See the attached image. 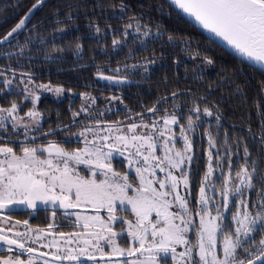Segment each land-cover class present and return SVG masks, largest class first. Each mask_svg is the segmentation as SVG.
Segmentation results:
<instances>
[{"label": "snow or ice", "instance_id": "obj_1", "mask_svg": "<svg viewBox=\"0 0 264 264\" xmlns=\"http://www.w3.org/2000/svg\"><path fill=\"white\" fill-rule=\"evenodd\" d=\"M41 3L36 0L0 37V46L13 49L0 55L16 60V66L0 69L5 99L0 104V264H168V257L171 264H264V97L253 101L258 127L248 123L237 132L233 124L230 132L223 127L219 104L209 101L211 82L199 95L191 88L166 91L151 106L140 104L139 112L127 108L124 118L115 120L108 115L115 114L114 102L123 104L122 96L104 97L106 107L101 108L100 97L80 92L79 108L69 106V122L58 112L55 126L49 123L45 129L37 107L41 92L61 96L65 88L51 81L37 83L35 74L23 71L19 62L26 55L33 58L28 55L32 44L45 46L46 60L57 59L51 52L64 49L53 43L49 52L39 33L12 44ZM112 7L120 9L122 20L129 9L123 2ZM158 10L163 12L164 6ZM173 12L194 21L210 43L222 42L241 64L264 73V0H168L167 14ZM65 19H74L71 11ZM89 27L102 31L96 23ZM161 27L157 22L153 33L143 13L129 15L119 34L124 39L114 36L113 48L130 35L142 47L145 38L162 39ZM167 39L174 37L168 34ZM186 43L190 48V40ZM75 51H81L79 43ZM200 55L197 48L192 59ZM125 59H135L131 50ZM156 59L153 50L151 58L122 67L118 63L111 75L98 69L96 75L120 86L129 80L128 69L148 73ZM203 64L215 61L205 55ZM203 70L197 65L193 79H202L198 73ZM233 71L243 74V68ZM224 83L235 84L233 94L247 99L244 85L222 76ZM259 91L264 92V79ZM10 94L21 99L8 100ZM182 95L188 97L183 103ZM29 98L31 107L24 111ZM211 117L214 129L205 119ZM199 129L201 140H207L200 156L194 136ZM40 208L51 209L44 226L14 219L18 211ZM65 227L70 230H61Z\"/></svg>", "mask_w": 264, "mask_h": 264}, {"label": "trees", "instance_id": "obj_2", "mask_svg": "<svg viewBox=\"0 0 264 264\" xmlns=\"http://www.w3.org/2000/svg\"><path fill=\"white\" fill-rule=\"evenodd\" d=\"M121 2L129 6L123 20L120 19V9L112 7V5H118ZM34 3L36 0H0V37L14 27ZM68 5L72 6L71 9L68 8ZM160 5L164 6L163 12L158 10ZM69 11L74 18L72 21L65 19ZM141 13H143L144 22L151 23L153 33L156 31L157 22L162 26L164 37L155 40L151 37L145 38V46L142 47L140 41L130 35L126 43H122L119 48L114 50L112 40L114 36L117 39H124L119 34L123 30L124 23L127 22V17ZM167 13L168 4L164 0H46L40 5L29 17L26 28L12 39V44L14 45L16 40L23 43L26 37L39 33L46 38L49 52H51L53 43L64 49L62 52H51V55L57 59L46 60L44 58L45 46L32 44L29 46L31 51L28 52V55H32L33 58L29 60L26 55L19 62L20 65H23V71H31L35 74L37 83L51 81L52 84H60L65 88V92L58 99L43 95L40 97L38 108L43 113L44 126L48 127L49 123L55 126L58 112L65 123L69 122L71 118V113L68 111L69 106L74 110L79 108L81 104L80 92H91L100 97L98 105L101 108L106 107L104 97L113 94L122 96L123 104L114 102L116 107L112 111L115 114L108 115L109 119L115 120L123 119L127 108L139 112L141 111L140 104L151 106L152 101L159 95L165 94L166 91H171L174 88H191L199 95L207 90L208 83L211 82L213 91L209 96V101L219 104L223 112V127L228 128L231 132V126L235 124L236 131L240 132L242 125L251 123L256 129L259 118L256 116L257 110L253 101L264 97V92L259 91V81L264 79V73L245 63L241 64L238 59L214 43H210L203 34L176 12H173L171 16ZM58 19L62 21V24L56 23ZM91 23L99 24L102 31L96 33L94 28L89 27ZM64 25L66 27L63 32H53L54 28ZM168 34L173 35V41H168ZM53 37H55L54 40ZM189 40L190 48L186 43ZM76 43L81 45V51L78 53L75 51ZM37 48H39L38 53H36ZM197 48L201 55L193 60L192 53ZM9 50L13 49L8 45L0 46V52ZM130 50L135 59L126 60L125 57ZM153 50H155L157 59L154 64L150 65L149 72L144 73L141 68L128 69L129 80L120 86L111 85L96 75L98 69L102 70L105 75H111V70L115 69L118 63L122 67L124 63L132 64L144 57L151 58ZM161 53H163L162 56ZM205 55L213 58L215 64L205 66L203 64ZM7 64L16 66L15 57L8 60L0 55V69ZM197 65L204 68L202 72L198 73L202 77L200 80L193 79V70ZM222 68L226 71H222ZM239 68H243L242 75L233 71V69ZM123 71L122 68V73ZM222 76L235 79L237 83L244 85L247 99L244 100L239 94H233L235 84H220ZM165 77L168 79L167 84L164 83ZM69 88L72 89L71 93L67 91ZM7 99L19 101L21 96L10 94ZM185 99L188 97L182 95L180 102L183 103ZM2 103H5V99L0 94V104ZM170 103L171 100H169ZM30 105L29 101L24 106V110ZM249 115L251 120H249ZM205 119L212 124L214 129V117ZM204 126L206 127L207 123ZM177 131L179 130L177 129ZM201 132L202 129H199L194 134L198 156L201 155L202 147L207 148V140L202 141L200 138ZM193 167L195 168L196 165ZM200 167L202 173L203 160L200 161ZM251 195L255 197L256 193L252 192ZM230 216L229 213V220Z\"/></svg>", "mask_w": 264, "mask_h": 264}, {"label": "flooded vegetation", "instance_id": "obj_3", "mask_svg": "<svg viewBox=\"0 0 264 264\" xmlns=\"http://www.w3.org/2000/svg\"><path fill=\"white\" fill-rule=\"evenodd\" d=\"M29 107H31V105ZM37 107H38V102H37ZM44 128L46 129L47 127L44 126ZM60 135L62 136L63 133H60ZM196 179H198V177ZM29 212L33 213L32 217H29ZM50 215H51V209H48L47 211L45 209H43V208H40L39 210H36V211H33V210L29 209V210H26V211H18V212H16L14 214V219H30V222L33 225L39 224L41 226H44L46 223H48V220L46 219V217H50ZM57 223L59 224V223H63V222L58 220ZM61 230L69 231L70 229L65 227V228H63Z\"/></svg>", "mask_w": 264, "mask_h": 264}, {"label": "water", "instance_id": "obj_4", "mask_svg": "<svg viewBox=\"0 0 264 264\" xmlns=\"http://www.w3.org/2000/svg\"><path fill=\"white\" fill-rule=\"evenodd\" d=\"M45 1H46V0H42V3L39 4V5H37V7H36L35 9L32 10V12H31V14H30L29 17H31V16L33 15V13L37 10V8H38L40 5H42ZM164 1L168 4V0H164ZM177 11H178V10H177ZM176 13H177V12H176ZM179 16H181L184 20H186L190 25H192L197 31H199V32H200L201 34H203L205 37L207 36V33L204 32L203 29H200L198 26H196L195 23H194V21L189 20V19L185 16V14H183V13H179ZM214 44L217 45L218 47H220L221 49H223L224 51H226V50H225V49H226V46L223 45L222 42H217V43H214ZM226 52L229 53L230 55H232L233 57H235L236 59H238L237 56H236V54H235L234 52H232L231 50H227ZM238 60H239V59H238ZM239 61H240V60H239ZM245 64L247 65V63H245ZM252 68H253V67H252ZM254 69L260 71L258 68H254ZM260 72H261V71H260Z\"/></svg>", "mask_w": 264, "mask_h": 264}, {"label": "rangeland", "instance_id": "obj_5", "mask_svg": "<svg viewBox=\"0 0 264 264\" xmlns=\"http://www.w3.org/2000/svg\"><path fill=\"white\" fill-rule=\"evenodd\" d=\"M41 83H47V82H41ZM53 85H56V84H53ZM14 87H15V85H14ZM20 87L22 88L23 85H20ZM41 95H43V96H51L52 98H55V99L60 98V96H56V94H55L54 92L42 91V92H41ZM41 95H40V96H41ZM29 101H30V98H29ZM25 111H26V110H25ZM21 115H23V113H21ZM177 132H178V131H177ZM178 146H181V145H178ZM167 259H168V264H171V258L168 257Z\"/></svg>", "mask_w": 264, "mask_h": 264}]
</instances>
